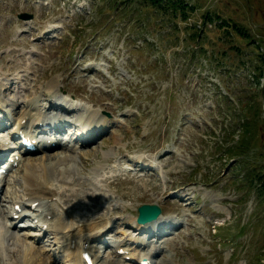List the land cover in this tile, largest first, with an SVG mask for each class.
<instances>
[{
	"label": "rangeland",
	"instance_id": "374dc122",
	"mask_svg": "<svg viewBox=\"0 0 264 264\" xmlns=\"http://www.w3.org/2000/svg\"><path fill=\"white\" fill-rule=\"evenodd\" d=\"M186 1L194 7L187 20L143 1L0 0V80H11V88L0 83V124H11L32 99L45 116L63 110L55 102L71 104L62 145L27 156L54 166L50 184L60 191L55 204L68 208L66 223L109 220L101 239L85 235L95 237L90 247L101 264L106 256L124 264L115 259L119 242L142 253L157 243L154 264L264 261V192L256 186L264 182V0ZM102 116L109 118L99 129L104 137L72 139L69 132ZM240 141L244 150L233 154ZM25 166L1 191L0 264L30 257L13 243L28 229L23 219L6 231ZM143 203L161 204L167 222L138 224ZM225 223L232 235L247 223L237 250L220 244L215 226ZM76 232L60 237L53 229L27 243L53 264H72L66 246Z\"/></svg>",
	"mask_w": 264,
	"mask_h": 264
},
{
	"label": "bare ground",
	"instance_id": "6f19581e",
	"mask_svg": "<svg viewBox=\"0 0 264 264\" xmlns=\"http://www.w3.org/2000/svg\"><path fill=\"white\" fill-rule=\"evenodd\" d=\"M3 78H4L3 79L4 81L2 79L0 80L1 87L6 86L7 88H11V87L8 86L9 83L11 82V80H8L7 81L8 78H5V77H3ZM49 84H50V86L56 87L57 86V81L52 80L51 82H49ZM29 102L30 103L28 104L27 107H25V110L22 111V112H19L17 114V119L18 120L13 125H15V126L16 125H19V126H21L23 128H29V127L32 126V124L35 122V120L38 121V122L41 121V120H44V122L52 121L53 122V125H54V127H55L56 130L64 129L63 127L65 125H67L68 119L66 118V119H64V121L61 120V118H63V117H61V115L55 116L54 119H50L47 116H40L39 115L40 113H37V112L35 113L34 110L37 107L38 101L36 99H32V101H29ZM14 103H20V102H18V100L17 101L14 100ZM10 104H12V103L10 102ZM68 108H70V106ZM24 118H27V122L25 124H22L21 122H22V119H24ZM94 119L95 120H93V121H89V122L84 123V125L82 127V128H84V130H82L81 127L79 129L80 132H82V131L84 132L85 131L88 134L89 138H91L92 140L97 139L100 134H103L104 133V130H99L102 126H105L106 125V127H107L108 124H109V118L106 117V116H102V117H98V118H94ZM92 122H94V123H92ZM101 136L104 137L105 134H103ZM91 139H89V140H91ZM51 145L52 144H48L47 143V146L46 147L51 148ZM42 158L43 159L38 160L39 158L34 157V156H29V157L27 156V157H25V160H26V166L25 167L27 169H26L25 174L23 173L24 175L21 176L23 178L22 181H21V184H22L21 187H24V193H26L29 196H31V200L32 201L39 200L42 197L49 199V198H52V197H54L55 195L58 194V191L55 189V187L52 186V185H50V183H49L50 182V178L53 177V175L51 176L50 172L51 171H55L54 166L52 167L51 164H50L51 166L49 165L48 160H47V157L46 158L42 157ZM63 159L65 160L66 158H63ZM62 160H59L58 159V162L60 163V161H62ZM144 160H147V159H144ZM84 161H85L86 164H88L87 159L84 160ZM63 163H65V162H63ZM144 165H146V164H144ZM5 180H7V178H5ZM114 182H116L115 179H114L113 183ZM59 193H60V191H59ZM64 198H66V197H64ZM15 202H16V200L14 201V203ZM58 209L59 208L56 207L55 204H51V206L49 207V212H47L46 215H44L45 217H44V219H43L42 222H46V221H49L50 222L51 218H48V214L49 213L54 214V217H53L52 220L53 221H56V224L54 225L55 231L58 232L57 234H60V233L65 234V235H61L60 234V237H66L67 235H70V237H71L74 230L77 231V229H80V231L82 232V234L79 233V232H76L74 234L75 235H78L79 234L78 237L81 240L78 242V244L76 245V247L73 248V249L70 246L71 240H69L68 246H66L67 249H68V251L67 250L66 251H67V255L69 256V259H71V261H72V264H85L84 263V260H83V254H82L83 250L85 249L83 247V245L81 244V242H82V238H81L82 235L85 234V233L86 234H95L96 232H98L97 230H99V229H101V231H102L103 229H105L109 225V223H108L109 221H107V220H99V221L95 220V221H93V223H91L89 225H83L81 227H76V226H74L75 224L73 225V224L66 223L67 220L65 221L61 217H59L57 219V217H58V214H57L58 213ZM63 216H64V214H63ZM162 218L163 217H160L157 220H154L152 222H149V225L148 226L150 228H153V229L156 228L161 222H164ZM71 219H72V217H71ZM40 224H41V222H40ZM48 229L51 230V226H49ZM36 231L37 230H31V229L30 230H26V232H24L23 236L21 235L22 236L21 238L20 237L19 238H14V242L13 243H16L15 246H17V244L19 246L17 251H21L24 247L26 248L24 250L25 252L22 250L21 252H17V253H19L21 255V253L24 252V253H27V254L30 255L29 259L26 260V258H25L24 264H53L52 261L49 260V258H48V260H46L47 259L46 256H42L40 250H39V253L36 251V249H35L36 245H32V244L27 243L28 242L27 241L28 240L27 238L29 236L32 237V238L34 237V238L40 239V236H38V234L40 232V229H39V231H37V232ZM17 232H19V230ZM98 233H97V235H98ZM73 237H75V236H73ZM93 239L94 238H92V240ZM65 240H67V239L64 238V241ZM85 242H89V240H86ZM154 247H156V251L160 249L159 248V245L157 243L154 244ZM24 253H22V254L24 255ZM129 253L134 254L132 252H129ZM95 255H96V253H95ZM0 256H2L1 255V251H0ZM34 257H36V261L33 259ZM20 259H21V257L15 258L14 259L15 264H22L21 261H20ZM120 261L121 262H124L121 259H120ZM103 264H119V263L116 260H113L111 258L110 259L108 258V259L104 260ZM121 264H123V263H121Z\"/></svg>",
	"mask_w": 264,
	"mask_h": 264
},
{
	"label": "trees",
	"instance_id": "16d2710c",
	"mask_svg": "<svg viewBox=\"0 0 264 264\" xmlns=\"http://www.w3.org/2000/svg\"><path fill=\"white\" fill-rule=\"evenodd\" d=\"M135 1H143L146 4H149L153 7L160 8L162 11H165V12H169V11L173 10L174 13H180L181 18H183L184 20L187 19L188 17H190V15H189L190 10L192 11L194 9V7H191V5L186 0H116V3H119V2H122V3L123 2H135ZM211 16L212 15L208 13L207 18H210ZM229 24L230 23L227 22V25H229ZM238 31L245 34V36H248V34L245 31H242V28H238ZM198 35H199V33H198ZM243 138H244L243 140H245V137H243ZM242 141H240L238 144V146H239L238 151L236 150L234 153L232 152L233 154L240 155L239 153L242 152V150H244V149H242V147H240V144L242 143ZM242 228H246V227L242 226ZM244 230H242L240 228L239 234H242L244 232Z\"/></svg>",
	"mask_w": 264,
	"mask_h": 264
},
{
	"label": "water",
	"instance_id": "95a60500",
	"mask_svg": "<svg viewBox=\"0 0 264 264\" xmlns=\"http://www.w3.org/2000/svg\"><path fill=\"white\" fill-rule=\"evenodd\" d=\"M21 16L25 18H29L32 15L28 13H22ZM139 209H140V215L138 218L142 222L157 218L162 211L161 207L157 203H153V204L146 203L141 205Z\"/></svg>",
	"mask_w": 264,
	"mask_h": 264
}]
</instances>
